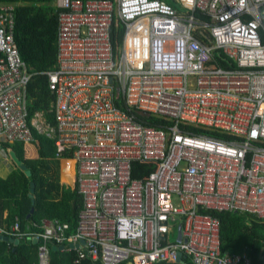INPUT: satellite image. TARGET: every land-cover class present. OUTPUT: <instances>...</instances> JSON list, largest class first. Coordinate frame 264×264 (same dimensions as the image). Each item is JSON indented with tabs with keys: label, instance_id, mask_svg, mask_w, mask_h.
<instances>
[{
	"label": "built area",
	"instance_id": "obj_1",
	"mask_svg": "<svg viewBox=\"0 0 264 264\" xmlns=\"http://www.w3.org/2000/svg\"><path fill=\"white\" fill-rule=\"evenodd\" d=\"M174 1L178 9L166 0H56L57 63L46 73L55 125L42 112L29 123L15 6L0 2V139L31 145L32 127L53 139L62 168L73 163L63 185L71 179L82 199L72 233L57 220L37 232L23 231L20 218L0 229L36 241L37 264H49L50 244L75 251V263L179 264L181 253L192 264H252L222 251L209 212L264 221V0ZM120 24L122 44L112 39ZM214 50L236 68L217 67ZM138 114L168 124L154 128ZM134 163L154 169L133 178Z\"/></svg>",
	"mask_w": 264,
	"mask_h": 264
},
{
	"label": "trees",
	"instance_id": "obj_2",
	"mask_svg": "<svg viewBox=\"0 0 264 264\" xmlns=\"http://www.w3.org/2000/svg\"><path fill=\"white\" fill-rule=\"evenodd\" d=\"M174 8H179L174 0H166ZM3 3H11L15 10V34L14 42L22 62L25 64L30 78L27 84L29 123L36 113L42 112L47 122L55 125V117L51 112L54 101V93L49 87L47 72L53 71L57 63V13L55 0H0ZM264 27V14L262 16ZM125 27L118 25L112 31V39L122 44ZM200 40L204 39L200 32L197 33ZM261 42L264 43V33L260 31ZM213 60L217 67L222 69H235L236 64L229 60L220 50H214ZM137 118L144 124L161 128L168 122L146 114H138ZM191 134H206L201 129L193 127L185 128ZM36 146L37 157L27 156V147L23 143L9 144L0 141V148L14 151L18 159L27 167L32 175L29 177L25 171L15 164L14 169L6 178L0 177V228L10 230L19 217L22 230L28 232L41 231L42 222L54 220L68 224L72 233L76 228L77 215L82 208V199L77 190L64 188L59 184L56 170L54 140L45 134H40L32 127ZM72 161H68L61 173L62 181L73 175ZM154 169L153 164L134 163L132 165V177H146ZM34 182L33 199L31 184ZM34 213L28 217L31 210ZM213 216L219 218L221 249L229 254L246 253L252 264H264V221H260L248 213L217 212L210 211ZM0 264H37L38 244L33 240L12 243L0 234ZM13 238V237H11ZM49 245V264H96L89 259L75 263V251H65L59 246ZM120 264H128L122 262ZM184 264H192L189 258Z\"/></svg>",
	"mask_w": 264,
	"mask_h": 264
},
{
	"label": "water",
	"instance_id": "obj_3",
	"mask_svg": "<svg viewBox=\"0 0 264 264\" xmlns=\"http://www.w3.org/2000/svg\"><path fill=\"white\" fill-rule=\"evenodd\" d=\"M202 37L203 38H206L205 35H203V33H201ZM208 43H210V40H207ZM0 141L3 142V139H0ZM9 156L12 160V162L17 166L19 167L21 170L25 171L26 175L27 176H31L32 175V172L29 171L27 169V167L18 159V157L16 156L15 152L14 151H9ZM68 182H69V186L72 190H74V182L71 180V179H68ZM34 188H35V184L34 182H32L31 184V195H30V198L33 199V194H34ZM34 213V210L32 209L31 210V213L28 217H30L32 214ZM0 238H2V236L0 235ZM5 239H8L9 241H11L12 243H18L19 241L17 239H14V238H11V237H5ZM180 240V235H179V232H177V236H176V241H179ZM35 243H37L35 241ZM82 243V242H81ZM56 247L54 246L53 249H55ZM59 249H62V247H58ZM177 262L179 264H184V260H181V253H178L177 255Z\"/></svg>",
	"mask_w": 264,
	"mask_h": 264
},
{
	"label": "crops",
	"instance_id": "obj_4",
	"mask_svg": "<svg viewBox=\"0 0 264 264\" xmlns=\"http://www.w3.org/2000/svg\"><path fill=\"white\" fill-rule=\"evenodd\" d=\"M3 3V2H2ZM14 5V4H13ZM55 5H56V0H55ZM15 6V5H14ZM15 10H16V6H15ZM26 149H27V156L30 157V158H36L37 157V150H36V147H34L33 144L31 145H26ZM56 160V159H55ZM14 169V165H12L9 161H6L4 159V161H0V177L1 178H6L9 176V174L12 172V170ZM56 170H57V173H58V177H59V184L60 186H63L64 188H66L64 185H63V181L61 179V173H62V165L60 163V161H57L56 160ZM61 179V181H60ZM19 218V217H16V219ZM15 219V221H16ZM46 222V221H44ZM77 222V221H76ZM22 225V223H21ZM13 226V225H12ZM11 226V227H12ZM3 230V228H0ZM11 229V228H10ZM6 231V230H4ZM9 231V230H8Z\"/></svg>",
	"mask_w": 264,
	"mask_h": 264
},
{
	"label": "rangeland",
	"instance_id": "obj_5",
	"mask_svg": "<svg viewBox=\"0 0 264 264\" xmlns=\"http://www.w3.org/2000/svg\"><path fill=\"white\" fill-rule=\"evenodd\" d=\"M34 147H36V146L34 145ZM6 152H8V151H6ZM3 154H5L4 153V150L2 148H0V161H2V162L4 161ZM8 161L13 165V163L11 162V159L10 158H9ZM60 181H61V179H60Z\"/></svg>",
	"mask_w": 264,
	"mask_h": 264
},
{
	"label": "clouds",
	"instance_id": "obj_6",
	"mask_svg": "<svg viewBox=\"0 0 264 264\" xmlns=\"http://www.w3.org/2000/svg\"><path fill=\"white\" fill-rule=\"evenodd\" d=\"M5 152L6 151H8V150H4ZM6 153H8V156H9V151L8 152H6ZM9 158H10V156H9ZM11 159V158H10ZM11 162H12V160H11ZM13 163V162H12ZM14 164V163H13ZM15 239V238H14ZM35 242V241H34ZM37 244V243H36ZM59 247H61V246H59Z\"/></svg>",
	"mask_w": 264,
	"mask_h": 264
}]
</instances>
